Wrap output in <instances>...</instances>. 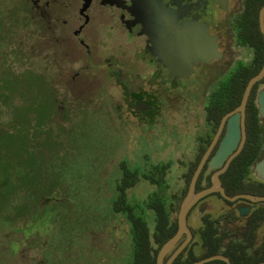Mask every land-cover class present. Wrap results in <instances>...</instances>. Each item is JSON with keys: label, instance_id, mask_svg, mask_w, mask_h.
Masks as SVG:
<instances>
[{"label": "flooded vegetation", "instance_id": "flooded-vegetation-1", "mask_svg": "<svg viewBox=\"0 0 264 264\" xmlns=\"http://www.w3.org/2000/svg\"><path fill=\"white\" fill-rule=\"evenodd\" d=\"M159 1L173 10L179 26L205 28L216 39L221 57L195 64L190 76H171L153 54L150 37L143 33L142 20L148 13L144 0L21 1L25 10L32 14L37 11L40 19L60 25L61 40L73 52L83 53L86 70L98 72L103 92L109 99H121L116 110L122 118L134 120L135 125H152L162 115L164 102L160 99H165L168 106L171 100L172 105L185 107L181 114L183 136L192 141L190 152L184 150L178 161L181 175L177 189L171 187L169 176L175 161L163 162L166 169L159 186L151 177L154 164L141 172L129 166L131 161L122 159L116 192L104 197L111 217L107 219L105 213L81 232V251L88 258L74 264H129L131 228L141 222L138 217L146 221L151 254L157 264L160 248L178 231L180 208L203 159L194 193L213 190L189 210L187 225L191 237L184 233L164 257L163 264L187 240L171 264H193L214 256L227 257L231 264H264V178L256 172V165L264 159V116L258 99L264 88V75L253 84L244 113L238 111L248 83L264 67V0H227L226 4L214 0ZM85 4L88 6L83 10ZM51 7L56 15L48 13ZM195 78L197 83L192 84ZM156 86L162 89H155ZM106 88L113 90L107 92ZM188 89L194 94L193 101L185 97ZM231 120L238 125L236 146L219 164L211 166ZM175 130L168 131L171 134ZM141 180L151 190L141 201L130 203V191ZM159 197L162 204L156 208ZM191 219L198 222V227L189 224ZM213 262L227 264L220 258L203 264Z\"/></svg>", "mask_w": 264, "mask_h": 264}, {"label": "rangeland", "instance_id": "rangeland-1", "mask_svg": "<svg viewBox=\"0 0 264 264\" xmlns=\"http://www.w3.org/2000/svg\"><path fill=\"white\" fill-rule=\"evenodd\" d=\"M21 1L0 0L6 28L0 33V129L20 135L23 125L32 145L0 141V264H74L88 258L81 232L105 213L111 217L104 197L116 192L122 159L141 172L175 161L169 176L177 189L178 161L192 141L183 136L185 107L171 100L168 106L160 99L162 115L152 125L122 118L116 110L121 99L103 92L98 72L86 70L83 53L61 40L60 25L25 10ZM48 13L56 15L52 7ZM191 90L184 93L189 101ZM4 165L14 166L7 178ZM150 188L139 181L128 201H141ZM189 224L199 225L192 219Z\"/></svg>", "mask_w": 264, "mask_h": 264}, {"label": "water", "instance_id": "water-1", "mask_svg": "<svg viewBox=\"0 0 264 264\" xmlns=\"http://www.w3.org/2000/svg\"><path fill=\"white\" fill-rule=\"evenodd\" d=\"M215 2L226 4L227 0H214ZM144 5L148 7V13L142 20L144 23L143 33L150 37L152 44V52L159 58V61L170 71L171 76L177 78L190 76L194 72V65L197 63H207L215 58H220L221 53L218 50L216 39L210 37L207 30L199 25L184 24L179 26L174 17L173 10L167 8L166 5L161 4L159 0H144ZM88 4L84 5V9ZM264 10L261 12V26L264 32L263 24ZM264 75V67L261 72L253 77L248 83L243 94L242 104L238 111H245V106L248 101L253 84ZM260 112L264 116V88L258 95ZM236 118L238 116H235ZM238 138V125L234 124L232 120L229 123V131L225 137L219 151L214 157L211 166L219 164L227 155H229L235 148ZM204 159L200 166L195 171L190 190L182 203L178 215V231L177 233L165 242L159 250L157 264H163L164 257L174 248L179 239L184 233L191 237L187 225V214L192 206L206 193H209L213 188H209L200 193H194L195 183L202 170ZM256 172L264 178V159L256 165ZM188 240L176 249L166 264H171L174 259L184 250ZM220 258L231 264L227 257L214 256L193 264H203L214 259Z\"/></svg>", "mask_w": 264, "mask_h": 264}, {"label": "trees", "instance_id": "trees-1", "mask_svg": "<svg viewBox=\"0 0 264 264\" xmlns=\"http://www.w3.org/2000/svg\"><path fill=\"white\" fill-rule=\"evenodd\" d=\"M4 24L0 23V33H2V34L5 33V31H6V28L2 29ZM5 27H6V25H5ZM8 74H9L8 75L9 79L15 78V75L10 70H8ZM0 80H2L1 76H0ZM2 102L6 103L5 100H3ZM26 121L29 122V119H26ZM14 122L17 123L18 121L14 120ZM20 123H22V122L20 121ZM40 124H42V123H38V125H40ZM28 126L30 127V125H28ZM20 127L21 128L19 129V132L22 135L21 134L20 135H12V134L4 132L3 130L0 129V141H1V143L5 144L4 139L7 138L11 142H13V141L17 142V144L20 147H23L24 145H26L27 140H28V143L30 145H32L30 139L27 137V135L24 134L25 126L20 125ZM11 132L15 133V131H11ZM17 136H19V137H17ZM25 137H27V139ZM10 138H13L14 140H12ZM151 169H152L151 177H152L153 183L161 186L163 183V176L165 174L166 166L163 163L154 164ZM9 170H14V166L4 165V168H2V174L6 173L5 178H7L9 176V173H8ZM155 203H158V204H155L156 208H160V206L162 204V199H160V197H159L157 200H155ZM138 220L139 221L141 220V222H138V225H134V227L131 228L132 253H131L129 264H155L154 263V257L151 254V247H150V243H149V235H148V228L146 226V221L144 220V218L142 221L141 217H138ZM130 223H131V221H130ZM136 228H137V230H136ZM184 264H186V262ZM210 264H224V263L223 262H221V263L220 262H213Z\"/></svg>", "mask_w": 264, "mask_h": 264}]
</instances>
